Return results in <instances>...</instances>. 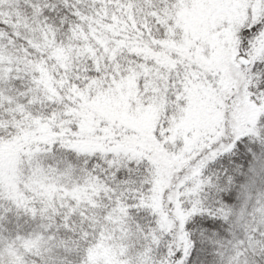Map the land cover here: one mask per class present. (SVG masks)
I'll list each match as a JSON object with an SVG mask.
<instances>
[{
  "label": "snow or ice",
  "instance_id": "obj_1",
  "mask_svg": "<svg viewBox=\"0 0 264 264\" xmlns=\"http://www.w3.org/2000/svg\"><path fill=\"white\" fill-rule=\"evenodd\" d=\"M0 264H264V0H0Z\"/></svg>",
  "mask_w": 264,
  "mask_h": 264
}]
</instances>
